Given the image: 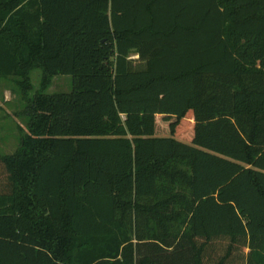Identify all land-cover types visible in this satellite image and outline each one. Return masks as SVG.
<instances>
[{
    "label": "trees",
    "instance_id": "trees-1",
    "mask_svg": "<svg viewBox=\"0 0 264 264\" xmlns=\"http://www.w3.org/2000/svg\"><path fill=\"white\" fill-rule=\"evenodd\" d=\"M0 79V264H264V0H0Z\"/></svg>",
    "mask_w": 264,
    "mask_h": 264
},
{
    "label": "rangeland",
    "instance_id": "rangeland-1",
    "mask_svg": "<svg viewBox=\"0 0 264 264\" xmlns=\"http://www.w3.org/2000/svg\"><path fill=\"white\" fill-rule=\"evenodd\" d=\"M132 59L137 60L138 56L134 55L132 56ZM41 75L42 71L40 69L34 70L31 74L32 84L34 86V90L31 93L32 95H34L40 89ZM71 91L72 77L66 75L55 77L53 79L52 85L49 87L46 93H69ZM5 98L8 99V102L4 100ZM0 102L4 106L5 114L7 113L13 116L9 118L5 117L3 119L4 121L2 125L4 126V131L2 133L0 132V150L4 154L14 153L19 147L20 138L22 136L20 127H23V129H26L27 127V120L24 118V116H22L25 107V101L23 100V97L14 82V79H0ZM14 119H16L18 122H15L16 120ZM16 123H19L18 127ZM179 141L193 147L192 143H188L184 140Z\"/></svg>",
    "mask_w": 264,
    "mask_h": 264
},
{
    "label": "crops",
    "instance_id": "crops-1",
    "mask_svg": "<svg viewBox=\"0 0 264 264\" xmlns=\"http://www.w3.org/2000/svg\"><path fill=\"white\" fill-rule=\"evenodd\" d=\"M3 96V95H2ZM5 101H7L8 102V99H4ZM9 113V112H8ZM12 115H10V114H5V109H4V106H3V104L0 102V132L2 133L3 131H4V126L2 125V123H3V119L5 118V117H11ZM13 117V116H12ZM7 119V118H6ZM14 120H16V119H14ZM15 122H18L17 120L15 121ZM17 124V127H18V124L19 123H16ZM18 131H19V129H18ZM3 139V138H2ZM0 140H1V137H0ZM1 151V150H0ZM10 154H13V153H2V151L0 152V156H4V155H10Z\"/></svg>",
    "mask_w": 264,
    "mask_h": 264
}]
</instances>
